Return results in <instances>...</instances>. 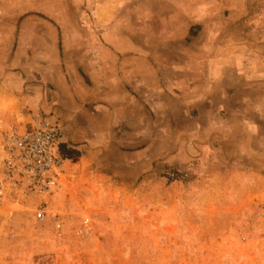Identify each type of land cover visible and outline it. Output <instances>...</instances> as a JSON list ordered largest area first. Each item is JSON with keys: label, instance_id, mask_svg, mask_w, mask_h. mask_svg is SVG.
<instances>
[{"label": "rangeland", "instance_id": "rangeland-1", "mask_svg": "<svg viewBox=\"0 0 264 264\" xmlns=\"http://www.w3.org/2000/svg\"><path fill=\"white\" fill-rule=\"evenodd\" d=\"M211 46L261 74L264 0H0V131L47 116L64 150L49 195L0 196V264H264V82L198 98ZM42 78L99 89L102 145Z\"/></svg>", "mask_w": 264, "mask_h": 264}, {"label": "built area", "instance_id": "built-area-1", "mask_svg": "<svg viewBox=\"0 0 264 264\" xmlns=\"http://www.w3.org/2000/svg\"><path fill=\"white\" fill-rule=\"evenodd\" d=\"M62 130L57 120L32 116L23 126L0 131V196L5 191L49 195L59 182L64 159L59 146ZM47 216L45 202L36 208L40 221Z\"/></svg>", "mask_w": 264, "mask_h": 264}, {"label": "crops", "instance_id": "crops-1", "mask_svg": "<svg viewBox=\"0 0 264 264\" xmlns=\"http://www.w3.org/2000/svg\"><path fill=\"white\" fill-rule=\"evenodd\" d=\"M211 49L212 52L214 51V55L209 60L210 62L208 64L209 65L208 67L210 68L209 76H213V77L203 78L204 79V80L202 79V81L204 82L203 86L202 88H198V89H196L197 87L194 85L200 83L201 80L199 81L196 80L197 78H191L193 86H189V88L196 89V91L200 93L197 94L198 98L200 99L210 98L212 95L210 93H215L214 94L215 97H217L218 93H220L221 97L228 98L227 93L229 86L227 84V81L230 80V78H232L233 80L234 79L239 80V83H242L241 80L243 79L250 80L249 82H254V83H259L260 81L264 82V69L260 71L261 72L260 74L258 73L259 71L256 67L257 65H252L247 69L248 70V72L246 73L247 75H244L242 69L236 64V62L238 61L236 58L234 60L235 64L229 62L230 60L228 58V50L226 48L224 50V48L222 49L220 46H218V48L211 46ZM235 68H238V70ZM174 80H176V78ZM28 81H31V79H28ZM41 81L43 83H49V84L53 83L54 85L56 83V88H57L56 91L60 92L61 94H64L68 98L67 103L70 105L74 104V102L75 105H77V102L75 101V95H77L76 94L77 92L75 90V85L83 92L82 93L83 98L80 99V101L83 103L88 101L94 103L96 100L91 99L90 96L96 97L97 94H99L98 88L89 89L87 86L84 85L81 78H70L71 83H69V80H67V78H42ZM13 82L16 84V87L18 89H21L22 86L24 85V82L19 84L17 80H14ZM26 87H28L30 92H33L34 95L31 96L34 97L36 96L37 98L41 96V92H42L41 85H38L36 83L32 84L31 82V84L26 85ZM94 90H96L97 92H95ZM0 91L5 92L7 95H11V96L14 95V92L9 90V86H7V83L3 84V82L1 81H0ZM93 91L95 92V94L93 93ZM197 92H195V94ZM260 96H262V99H264V95H260ZM234 97L237 98V95H235ZM260 99L261 98H258V100ZM77 106L79 107L77 108V110L81 114L73 115V118L84 116L87 122H85L84 119L83 122H85L84 124H87V128H85L81 133L77 132L72 134V136L70 137H71V141L74 143L77 149L83 150L87 154V152H89L91 147L102 145L100 144L99 140L95 138L96 136L94 137L92 134L90 135L89 132L90 131L93 132L96 130L98 131V128L99 131L106 130L108 128L110 118H109V114L106 111L107 107H96L95 105V106H89L87 108H83L81 104ZM96 114L99 116L98 119L96 117ZM100 117L102 121L99 119ZM94 126H96V128H93ZM82 155L85 157L87 156L84 155V153Z\"/></svg>", "mask_w": 264, "mask_h": 264}, {"label": "trees", "instance_id": "trees-1", "mask_svg": "<svg viewBox=\"0 0 264 264\" xmlns=\"http://www.w3.org/2000/svg\"><path fill=\"white\" fill-rule=\"evenodd\" d=\"M61 153L64 154V150L62 149V147H61Z\"/></svg>", "mask_w": 264, "mask_h": 264}]
</instances>
